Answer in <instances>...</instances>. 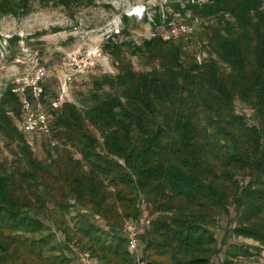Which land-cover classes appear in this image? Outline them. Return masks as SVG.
Instances as JSON below:
<instances>
[{
  "label": "trees",
  "instance_id": "1",
  "mask_svg": "<svg viewBox=\"0 0 264 264\" xmlns=\"http://www.w3.org/2000/svg\"><path fill=\"white\" fill-rule=\"evenodd\" d=\"M193 18L139 44L111 35L115 73L79 76L87 91L58 108L45 82L48 136L19 131L20 96L2 91L0 264H230L232 237L264 246V5L209 0ZM143 219L130 252L125 224Z\"/></svg>",
  "mask_w": 264,
  "mask_h": 264
},
{
  "label": "rangeland",
  "instance_id": "2",
  "mask_svg": "<svg viewBox=\"0 0 264 264\" xmlns=\"http://www.w3.org/2000/svg\"><path fill=\"white\" fill-rule=\"evenodd\" d=\"M208 1L0 0V97L8 86L26 87L27 80L38 67L44 70V83L52 82L56 94L59 71L65 62L71 63L69 71L79 70L77 75L92 72L114 74L110 59L101 50L111 35L123 30L125 34L115 40L139 44L154 34L168 36L172 29V33L187 34L191 30L189 26L198 27L197 20H192V5ZM260 1L264 5V0ZM132 60L135 68H139L136 59ZM88 87V81L72 84L71 101L79 92H86ZM235 105L238 113L251 114L247 107L238 102ZM20 122H16L18 129ZM2 145L0 137V152L5 155ZM33 148L39 157H43L37 145ZM224 225L223 221L221 226ZM216 235L222 239L223 230L217 229ZM60 239L57 234L51 243ZM227 244L236 245L241 250L229 256L221 254L216 261L226 258L230 264L264 263V246L257 242L232 237ZM92 263L98 264L94 259Z\"/></svg>",
  "mask_w": 264,
  "mask_h": 264
},
{
  "label": "built area",
  "instance_id": "3",
  "mask_svg": "<svg viewBox=\"0 0 264 264\" xmlns=\"http://www.w3.org/2000/svg\"><path fill=\"white\" fill-rule=\"evenodd\" d=\"M71 63H63L58 77V97L51 101L52 108H58L64 102H71L70 87L72 83L81 75H77L79 70L69 71ZM83 72V71H82ZM85 72V71H84ZM89 71H87L88 73ZM45 73L42 67L34 70L33 76L27 80L26 87L13 88L12 92L20 96L22 119L19 130L25 134L36 133L43 136L50 134V120L46 112L44 101V81ZM149 226V220H133L125 224L124 234L127 239V247L130 252H137L139 234ZM87 254L78 255L79 264H93Z\"/></svg>",
  "mask_w": 264,
  "mask_h": 264
}]
</instances>
